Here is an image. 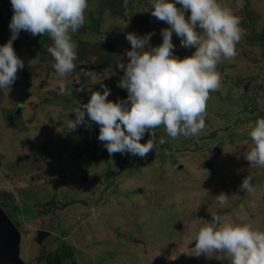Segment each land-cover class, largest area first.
<instances>
[{"label": "rangeland", "instance_id": "374dc122", "mask_svg": "<svg viewBox=\"0 0 264 264\" xmlns=\"http://www.w3.org/2000/svg\"><path fill=\"white\" fill-rule=\"evenodd\" d=\"M87 2L85 25L72 34L77 67L64 78L67 90H59L47 51L51 39L26 31L13 41L24 67L9 91L0 89V207L20 234V259L231 264L223 251L197 256L192 240L213 215L264 231V168L245 158L253 146L249 125L264 118V0H243V7L239 0H220L240 17L244 35L235 58L217 65L221 85L210 92L205 128L198 136L173 139L161 125L153 130L156 148L144 158L110 156L87 114L88 126L68 124L76 104L87 103L91 91L103 92L101 83L110 90L108 100L127 99L117 68L118 60L128 61L127 33H151L155 47L162 43L161 29L170 26L151 15L152 0ZM12 14L10 0H0V45L11 36ZM172 43L181 59L195 50L181 47L174 32ZM81 70L90 77H81ZM150 138L145 133L140 143ZM247 175L255 197L240 190ZM220 193L228 195L224 205L217 201ZM39 231L51 235L40 244Z\"/></svg>", "mask_w": 264, "mask_h": 264}, {"label": "clouds", "instance_id": "9594fccd", "mask_svg": "<svg viewBox=\"0 0 264 264\" xmlns=\"http://www.w3.org/2000/svg\"><path fill=\"white\" fill-rule=\"evenodd\" d=\"M10 3L11 36L0 45V89L9 91L18 70L24 67L13 41L20 31H26L33 36L46 34L51 39L47 51L54 60L59 90L65 92L69 82L64 78L77 67V45L72 34L85 25L87 0H10ZM239 6L243 7V0H239ZM151 15L170 27L161 29L162 43L155 47L149 43L151 33L126 34L131 45L125 52L128 61L125 64L118 60L117 68L123 71L119 86L126 89L127 99L108 100L110 90L101 83L103 92L89 88L88 102L78 103L72 110L75 119L70 120L68 127L75 129L81 124L88 126V120L95 122L99 126L98 140L110 156L129 153L146 157L156 148L153 130L161 125L173 139L198 136L205 128L210 92L221 85L217 65L222 59L235 58L236 45L244 35L240 17L220 0H152ZM173 32L180 38L181 47H194L191 55L181 59L173 54ZM90 75L84 70L80 72L85 79ZM145 133L151 138L142 144ZM248 135L253 146L245 158L250 165L264 168V118L249 125ZM252 180L247 175L239 187L255 197L257 188ZM216 197L221 205L228 201L224 193ZM192 241L197 256L223 251L231 264H264V231L250 223L238 224L213 215Z\"/></svg>", "mask_w": 264, "mask_h": 264}, {"label": "water", "instance_id": "95a60500", "mask_svg": "<svg viewBox=\"0 0 264 264\" xmlns=\"http://www.w3.org/2000/svg\"><path fill=\"white\" fill-rule=\"evenodd\" d=\"M47 232L39 231L37 242L40 244ZM0 264H24L20 259V234L10 218L0 207Z\"/></svg>", "mask_w": 264, "mask_h": 264}, {"label": "crops", "instance_id": "0c3cea01", "mask_svg": "<svg viewBox=\"0 0 264 264\" xmlns=\"http://www.w3.org/2000/svg\"><path fill=\"white\" fill-rule=\"evenodd\" d=\"M49 236H51V235L48 234L46 237L48 238ZM94 261H95V259H92V260L89 259V261H87V263H88V264H92V262H94ZM99 263H102V260H100Z\"/></svg>", "mask_w": 264, "mask_h": 264}]
</instances>
